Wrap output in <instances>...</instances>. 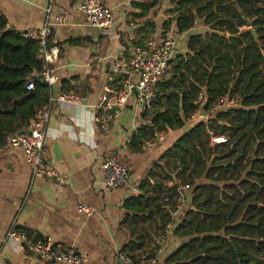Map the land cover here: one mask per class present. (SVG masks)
<instances>
[{
    "label": "trees",
    "instance_id": "trees-1",
    "mask_svg": "<svg viewBox=\"0 0 264 264\" xmlns=\"http://www.w3.org/2000/svg\"><path fill=\"white\" fill-rule=\"evenodd\" d=\"M162 2L133 1L132 6L142 10L136 16L146 17L152 11L156 15ZM174 4V16L163 22L162 39L173 23L183 33L202 20L212 32L191 36L188 52L173 58L172 71L158 85L152 108L143 111L146 122L133 133L130 149L142 153L148 140L184 128L198 111L212 117L192 121L154 163L138 193L124 202L120 227L129 239L121 252L132 258L144 252L147 225L156 214L165 232L182 186L188 201L172 229L182 242L162 264H264V0ZM156 30V22L148 19L132 44L145 45ZM39 50L38 40L7 29L0 17L1 146L50 103L48 83L32 78L43 71ZM30 82L33 90L27 89ZM226 96L241 104L213 111ZM215 137L226 140L215 142Z\"/></svg>",
    "mask_w": 264,
    "mask_h": 264
},
{
    "label": "crops",
    "instance_id": "crops-1",
    "mask_svg": "<svg viewBox=\"0 0 264 264\" xmlns=\"http://www.w3.org/2000/svg\"><path fill=\"white\" fill-rule=\"evenodd\" d=\"M133 1L144 0H102L115 15L114 27L106 32L89 23L79 9L81 0H0V17L6 20L7 29L23 33L51 25L47 50L53 55L49 66L57 80L50 86V99L57 97L64 85L87 97V106L77 105L72 111L62 109L55 101L46 105L50 109L44 138L46 158L65 182L50 176L34 177L23 149L11 146L9 138L3 146L0 264H50L30 249L8 244L6 238L12 229L26 232L31 239L49 235L57 244L84 256L85 264H125L118 256L129 239V232L120 227L125 215L123 204L138 193L140 182L154 163L192 123L188 121L182 129L162 133L165 138L156 147L144 146L142 153H136L130 149L129 140L146 122L142 109L135 103L136 92L118 109L109 132H104L95 121L90 106L106 99L117 100V92L108 91L112 87L109 76L114 59L128 58L129 48L141 36L137 30L148 19L156 22V34L151 39L158 41L162 39L163 22L174 16V0H163L157 14L152 11L146 17L136 16L142 10L134 8ZM59 16L65 17L64 23H59ZM209 32L211 28L202 20L183 33L173 23L168 36L178 41L174 57L188 52L191 36ZM91 56L103 61L90 65ZM138 79L136 74L129 78L132 84ZM171 133L174 137L163 144ZM107 152H115L120 160L122 157L129 169L127 181L111 191L102 184L103 155ZM80 203L91 206L93 215L78 213ZM147 226L148 246L144 252L152 253L157 264H162L182 241L175 239L167 228L164 231L168 236H164L157 214Z\"/></svg>",
    "mask_w": 264,
    "mask_h": 264
},
{
    "label": "built area",
    "instance_id": "built-area-1",
    "mask_svg": "<svg viewBox=\"0 0 264 264\" xmlns=\"http://www.w3.org/2000/svg\"><path fill=\"white\" fill-rule=\"evenodd\" d=\"M79 9L86 15L89 23L104 31H109L114 27L115 15L112 8L105 5L102 0H81ZM51 10V8L49 9ZM59 23L65 22V17L59 16ZM51 33V25L41 28L29 29L23 32L27 38L39 41L40 50L39 58L43 62V79L49 86L55 84L57 77L50 69L49 63L53 59V55L47 50V39ZM178 46V41L173 36L155 41L149 40L145 45H132L128 52L127 59L115 58L111 65L109 80L112 87H108V91L117 92V100H103L96 105L90 106L95 114V121L101 126L104 132H109L111 123L118 117V109L124 106L129 97L136 92V105L142 111L152 108V101L156 96L158 85L163 82L172 71V61L174 52ZM101 57H90L88 64L94 62H102ZM132 74L138 76L136 84H132L129 80ZM28 90L34 89V82L27 84ZM203 100L201 94L198 103ZM62 109L72 111L77 105L87 106V97L80 95L74 91H62L57 97L51 98ZM237 99L228 96L223 97L214 106L213 111H221L227 107L237 106ZM210 113L198 111L191 116L190 121L209 120ZM50 118L49 106L39 108L28 126L18 133H14L9 137V143L13 147L23 149L25 153L26 163L31 168L34 177H55L60 182H65L64 177H60L58 170L46 158V150L44 146L45 128ZM164 134H158L155 138L148 140L145 147H156L164 140ZM215 142L225 141V137L213 138ZM131 141V138L129 142ZM3 146L0 145V155ZM103 180L102 184L105 190L111 191L122 186L128 179V166L120 160L115 152H107L103 155ZM177 207L171 212V222L167 229L172 230L177 216H179L185 208L188 201L185 187L177 189ZM137 194V192H135ZM78 213L90 217L94 213V209L85 204L80 203L77 206ZM6 242L22 249H30L37 256L50 264H85V257L76 250L66 248L57 244L54 239L45 235L40 238L31 239L24 231L12 229L6 238ZM120 259L126 264H157V259L152 258L149 252L140 253L137 258L125 255L123 252L118 253Z\"/></svg>",
    "mask_w": 264,
    "mask_h": 264
},
{
    "label": "water",
    "instance_id": "water-1",
    "mask_svg": "<svg viewBox=\"0 0 264 264\" xmlns=\"http://www.w3.org/2000/svg\"><path fill=\"white\" fill-rule=\"evenodd\" d=\"M248 30L251 31L254 34L255 38L258 40L259 37H258V34L256 33V30L254 28H252V27H249ZM32 78L33 79L39 78L41 81H43V75H42V73L39 74V75H34ZM237 82H238V79H236V81L233 84V86H235L237 84ZM20 133H21V131H20Z\"/></svg>",
    "mask_w": 264,
    "mask_h": 264
},
{
    "label": "rangeland",
    "instance_id": "rangeland-1",
    "mask_svg": "<svg viewBox=\"0 0 264 264\" xmlns=\"http://www.w3.org/2000/svg\"><path fill=\"white\" fill-rule=\"evenodd\" d=\"M162 8V7H161ZM160 8V9H161ZM237 101H238V103H237V105H240L241 104V100L240 99H237ZM212 116H209V118H211ZM174 137V134H169L168 135V137H167V139H166V141L165 142H163V144H166L167 142H169L172 138ZM121 160L123 161V162H125L124 161V159L121 157ZM126 163V162H125ZM126 165H127V163H126ZM128 166V165H127ZM164 236H168V233H165L164 232ZM147 252V251H146ZM152 254V253H151Z\"/></svg>",
    "mask_w": 264,
    "mask_h": 264
}]
</instances>
